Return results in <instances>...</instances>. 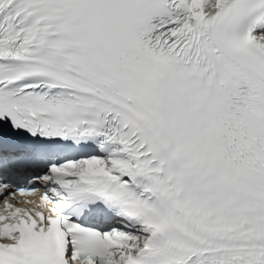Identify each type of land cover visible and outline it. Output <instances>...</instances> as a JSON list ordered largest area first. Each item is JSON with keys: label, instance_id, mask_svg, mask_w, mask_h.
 <instances>
[{"label": "snow or ice", "instance_id": "6c2138e0", "mask_svg": "<svg viewBox=\"0 0 264 264\" xmlns=\"http://www.w3.org/2000/svg\"><path fill=\"white\" fill-rule=\"evenodd\" d=\"M0 264H264V0H0Z\"/></svg>", "mask_w": 264, "mask_h": 264}]
</instances>
